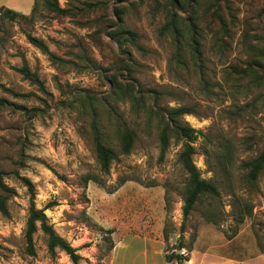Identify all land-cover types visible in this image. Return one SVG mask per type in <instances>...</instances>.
<instances>
[{"label":"rangeland","instance_id":"rangeland-1","mask_svg":"<svg viewBox=\"0 0 264 264\" xmlns=\"http://www.w3.org/2000/svg\"><path fill=\"white\" fill-rule=\"evenodd\" d=\"M27 1L0 0V7ZM57 1L64 12L38 0L33 16L0 24V97L15 104L0 107V178L13 189L8 214L0 211V264H73L65 251L50 250L39 223L28 248L31 195L22 177L34 184L36 207L81 255L78 264H110L124 236L129 246L115 264H177L165 260V249L192 264H264V169L251 180L244 166L264 151V0H194L183 13L169 0ZM172 12L184 23L180 41H191L188 25H198L207 85L189 47L183 64L173 59ZM24 65L40 83L20 72ZM113 79L137 101L113 91ZM140 89L161 95L141 101ZM180 105L194 109L182 116L201 131L193 160L220 193L201 195L185 221V139L174 133L161 156L150 111ZM95 122L118 153L108 172L97 161ZM119 122L136 132L127 153ZM244 208L251 212L241 220Z\"/></svg>","mask_w":264,"mask_h":264},{"label":"trees","instance_id":"trees-1","mask_svg":"<svg viewBox=\"0 0 264 264\" xmlns=\"http://www.w3.org/2000/svg\"><path fill=\"white\" fill-rule=\"evenodd\" d=\"M194 0H169L171 5L176 9L179 8L180 12L183 9V5H191ZM37 2L38 0H34V5L31 10L32 16L35 14L37 10ZM45 5L57 12H64L65 9L59 6L57 0H46ZM18 16L25 17L26 14L19 12L15 9L1 6L0 7V24L4 19L14 20ZM184 24L180 21V16L178 12H172L171 18L168 21L167 27L170 28L172 34L175 38V43L177 49L173 55V59L178 62L179 64H183V57L184 54L183 44L189 47L191 60L194 62V66L201 63V67L199 70L200 79L199 82L201 85H207L209 82L205 79L203 75V57H202V44L201 41H198L196 36V30L198 28L197 23L192 22L189 26V29L192 31L191 41H180L181 34L183 33L179 29V24ZM166 30H168L166 28ZM132 34V33H130ZM32 42L39 47H44L42 41L37 39L36 37H30ZM20 72L29 79L32 83H40L39 77L37 74L33 73L27 65H24L20 68ZM113 83V91L117 94H128L130 97L135 101H137V97L130 92V90H121L119 87L122 85L116 80H112ZM0 86L2 84L0 83ZM118 87V88H117ZM142 99L145 100L146 94H150V96H154L159 98L161 92L155 89H144L139 90ZM143 100V101H144ZM15 104L12 101L4 97H0V107L4 106H14ZM20 106V105H19ZM145 106V105H144ZM151 113H155L158 118V128H159V141L161 146V156L165 154L167 149L169 148L171 137L173 134H178L185 139V143L182 146V149L179 153V161L181 162L184 170L187 173V181L185 187V197H184V204H183V219L184 221L189 217L193 207L203 194H209L212 196H218L219 190L215 183L210 180H207L201 176L200 170L198 169L197 165L193 160V155L196 152V148L194 146V142L201 134V131L192 127L188 122L182 119V116L188 113H193L194 109L191 106L187 105H180L177 107L171 108H159V110L154 111V108L150 109ZM151 119V117H150ZM101 124L99 122H95L93 126L94 135H95V151L97 161L104 172H108L112 162L118 157L117 151L109 144L104 141L103 132L101 129ZM116 130L119 137V144L120 148L123 152H129L136 140V132L135 130L128 128L126 125L121 124L120 122L116 125ZM230 144V143H229ZM244 166L249 170L248 176L251 180H256L257 177L260 175L262 170L264 169V151L255 159L247 161L244 163ZM26 185L28 186V190L30 192V208H29V216L27 221V228H26V239L28 243V248L33 252V236L34 233L38 229V223L40 224L41 230L46 234L48 246L50 250H55L59 248L68 254L73 262V264H78L79 260L81 259V255L77 253V249L71 245L65 238L61 237L56 233L53 226L49 224L47 216L45 214V209L37 208L35 205V187L33 182L28 179L27 177H22ZM92 178V177H90ZM0 188L6 192V194H0V211L4 214H8V206L7 200L10 197L13 189L9 187L3 180L0 178ZM240 209L238 214L240 215L241 220H243L244 215L251 212L250 209L247 208ZM208 221L217 222L216 218L213 215H206ZM112 232V230H110ZM164 233V242L166 243V248L168 246L169 240V232L165 228L163 230ZM186 247L185 245H180L179 248ZM189 251H192V247H188ZM165 260L168 262L175 261L177 264H183L185 261L189 260L190 257L187 254L179 253L174 250L172 253H167V249H165Z\"/></svg>","mask_w":264,"mask_h":264},{"label":"crops","instance_id":"crops-1","mask_svg":"<svg viewBox=\"0 0 264 264\" xmlns=\"http://www.w3.org/2000/svg\"><path fill=\"white\" fill-rule=\"evenodd\" d=\"M34 5V1L32 3L31 0H28L27 2L20 4V5H11L15 10L27 14L30 10H32ZM11 7V8H12ZM133 237L140 238L139 235H135ZM161 242V241H160ZM128 243L125 242V236L122 238H119L116 242V245L114 246L112 250V254L110 257V264H115V254L118 252V250H126L128 248ZM190 257V256H189ZM193 259L190 258L188 261H185L183 264H192Z\"/></svg>","mask_w":264,"mask_h":264}]
</instances>
